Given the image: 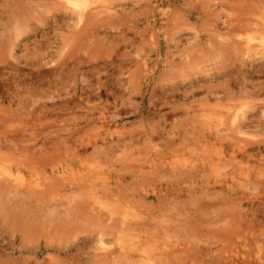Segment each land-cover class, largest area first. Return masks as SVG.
<instances>
[{
	"label": "rangeland",
	"instance_id": "374dc122",
	"mask_svg": "<svg viewBox=\"0 0 264 264\" xmlns=\"http://www.w3.org/2000/svg\"><path fill=\"white\" fill-rule=\"evenodd\" d=\"M82 1L0 0V264H264V0Z\"/></svg>",
	"mask_w": 264,
	"mask_h": 264
},
{
	"label": "bare ground",
	"instance_id": "6f19581e",
	"mask_svg": "<svg viewBox=\"0 0 264 264\" xmlns=\"http://www.w3.org/2000/svg\"><path fill=\"white\" fill-rule=\"evenodd\" d=\"M51 1H52V0H51ZM68 2L70 3V5L72 4L74 7H76V10H77V8H80L81 4H82V6H83V1H82V0H68ZM51 3H52V2H51ZM87 3H88V2H87ZM89 3H91V2H89ZM93 3H94V2H93ZM93 3H92V4H93ZM95 3H96V1H95ZM99 3H100V2H99ZM52 4H54V5L57 6V4H55L54 1H53ZM100 4H101V3H100ZM255 4H256V3H255ZM30 5H31V4H30ZM68 5H69V4H68ZM84 5H85V4H84ZM249 5H250V4H249ZM58 6H60L59 3H58ZM93 6H94V4H93ZM106 6H107V5H106ZM250 6H251V5H250ZM52 7H53V6H52ZM61 7H62V6H61ZM63 7H64V6H63ZM66 7H67V6H66ZM86 7H88V6H86ZM90 7H91V5H90ZM109 7H110V6H109ZM254 7H255V6H254ZM72 8H73V7H72ZM93 8H94V7H93ZM96 8H97V7H96ZM98 8H100V7H98ZM102 8H104V7H102ZM111 8H112V7H111ZM94 9H95V8H94ZM94 9H93V10H94ZM246 9H247V8H246ZM246 9H245V10H246ZM66 10H67V9H66ZM68 10H70V9H68ZM253 10H254V8H253ZM255 10H256V8H255ZM88 11H89V10H88ZM111 11H112V10H111ZM246 11H247V10H246ZM76 12H77V11H76ZM106 12H107V11H106ZM249 12H251V11L249 10ZM259 12H261V11H259ZM98 13H100V12H98ZM118 13H119V12H118ZM247 13H248V12H247ZM247 13H246V14H247ZM73 14H74V13H73ZM100 14H101V13H100ZM255 14H256V13H255ZM260 14H262V13H260ZM249 15H250V14H249ZM263 15H264V14H263ZM243 16H244V15H243ZM251 16H253L252 12H251ZM27 17H28V16H27ZM96 17H97V16H96ZM103 17H104V16H103ZM261 17H262V16H261ZM123 18H125V17H123ZM115 19H116V18H115ZM258 19H259V18H258ZM94 20H95V19H94ZM92 21H93V20H92ZM103 21H104V20H103ZM236 21H238V20L236 19ZM246 21H247V22H246L247 25H249V21L251 22L252 20L247 19ZM254 21H255V20H254ZM258 21H259V20H258ZM260 21H261V20H260ZM263 21H264V20H263ZM263 21H261V22H263ZM94 22H95V21H94ZM239 23H240V22H239ZM251 23H254V22L252 21ZM258 24H259V23H258ZM263 24H264V23H263ZM90 25H91V23H90ZM228 25H229V24H228ZM236 25L238 26V24H236ZM240 26H241V25H240ZM249 26H250V25H249ZM251 26H252V25H251ZM261 26H262V25H261ZM242 27H244V26H241V28H242ZM252 28H253V27H251V29H252ZM255 28H256V27H255ZM259 28H260V27H259ZM259 28H258V29H259ZM239 29H240V28H239ZM239 29H238V31H239ZM249 29H250V27H249ZM262 29H263V27L261 28V31H262ZM229 30H230V29H229ZM242 30H243V29H242ZM238 31H237V32H238ZM245 31H246V30H245ZM251 31H252V30H251ZM251 31H250V32H251ZM256 31H257V29H256ZM261 31H258V32H261ZM91 32H92V31H91ZM237 32H236V33H237ZM239 32H240V31H239ZM242 32H244V31H242ZM242 32H240V33H242ZM248 32H249V30L246 31V34H247ZM85 33H86V31H85ZM233 33H234V31H233ZM244 33H245V32H244ZM255 33H256V32H255ZM86 35H87V34H86ZM97 35H98V34H97ZM233 35H234V34H233ZM244 35H245V34H243V36H244ZM248 35H250V34H248ZM219 36H220V34H219ZM228 37H229V36H228ZM246 37H247V36H246ZM252 37L254 38V36H252ZM81 38H82V37H81ZM93 38H94V37H93ZM247 38H248V37H247ZM253 38H250V39H253ZM82 39H83V38H82ZM82 39H81V40H82ZM87 39H89V38H87ZM243 39H244V38H243ZM255 39H256V38H255ZM84 40H86V39H84ZM89 40H90V39H89ZM228 40H229V38H228ZM253 40H254V39H253ZM247 41H248V39H247ZM250 41H252V40H250ZM244 42H245V41H244ZM233 43H234V42H233ZM249 43H250V42H249ZM253 43H255V42H253ZM246 44H247V43H246ZM256 44H257L256 46H259L260 49L262 48V50L264 51V33H262V36H261L259 42L256 43ZM233 45H234V44H233ZM241 45H242V43H241ZM251 45H252V44H251ZM254 45H255V44H254ZM228 46H229V45H228ZM247 46H248V45H247ZM232 47H233V46H232ZM232 47H231V49H232ZM242 47H243V45H242ZM245 47H246V45H245ZM253 47H254V46H253ZM226 48H227V47H226ZM246 48H247V47H246ZM248 48H249V49L252 48V47H250V44H249V47H248ZM236 49H237V47H236ZM238 49H239V47H238ZM242 50H243V49H242ZM242 50H241V51H242ZM245 50H246V49H245ZM226 51H227V50H226ZM234 51H235V49H234ZM236 51H237V50H236ZM256 51H257V50H256ZM256 51H255V52H256ZM244 52H246V51H244ZM255 52H254V53H255ZM257 52L259 53V51H257ZM257 52L255 53L256 55H257ZM228 53H229V52H228ZM237 54H238V53H237ZM237 54H235V55H237ZM243 54H245V53H243ZM248 54H249V53H248ZM250 54H251V52H250ZM260 54H262V53H260ZM263 55H264V54H263ZM228 56H229V55H228ZM249 56H250V55H249ZM229 57H230V56H229ZM250 57H251V56H250ZM237 58H238V57H237ZM262 58H263V57H262ZM229 59H230V58H229ZM252 59H254V57H253ZM257 59L259 60V57H258ZM225 60H226V59H225ZM246 60H247V59H246ZM250 60H251V59H250ZM228 61H229V60H228ZM255 61L257 62V60H254V62H255ZM259 62L261 63L260 60H259ZM259 62H258V63H259ZM261 64H262V63H261ZM262 67H263V65H262ZM262 67H261V68H262ZM173 68H174V67H173ZM253 68H254V67H253ZM257 69H258V68H257ZM173 70H175V69H173ZM260 71H261V70H260ZM63 72H64V71H63ZM177 74H178V73H177ZM6 84H7V83H6ZM186 108H187V107H186ZM189 108H190V107H189ZM185 110H186V109H185ZM187 111H188V110H187ZM234 114H235V113H234ZM231 115H232V114H231ZM236 117H237V116H236ZM215 118H216V117H215ZM221 118H222V117H221ZM221 118H220V119H221ZM234 118H235V116H234ZM222 120H225V119L223 118ZM236 122H237V120H236ZM219 123H220V122H219ZM222 124H223V123H222ZM230 124H231V123H230ZM232 124H233V122H232ZM234 124H235V123H234ZM211 126H212V125H211ZM222 126H223V125H222ZM231 126H232V125H231ZM223 127H224V126H223ZM219 128H220V127H219ZM225 128H227V127H225ZM240 128H241V126H240ZM231 129H232V128H231ZM218 130H220V129H218ZM227 130L229 131V128L225 129V132H226ZM240 131L242 132V130H240ZM216 133H217V132H216ZM219 133H220V132H219ZM239 133H240V132H239ZM222 134H223V133H222ZM226 136H227V134H226ZM216 139H217V138H216ZM239 141H240V139H239ZM239 141H238V143H239ZM116 142H117V141H116ZM113 143H114V142H113ZM121 143H123V142H121ZM121 143H120V144H121ZM121 145H122V144H121ZM121 145H120V146H121ZM224 145H225V144H224ZM108 146H109V143H108ZM124 146H125V145H124ZM106 147H107V146H106ZM111 147H112V145H111ZM111 147H110V149H111ZM114 147H115V146H114ZM96 148H97V147H96ZM96 148H95V150L98 149V148H97V149H96ZM240 148H242V147H240ZM243 149H244V148H243ZM115 150H116V149H115ZM115 150H114V151H115ZM240 150H241V149H240ZM245 150H246V149H245ZM112 151H113V150H112ZM201 151H202V150H201ZM248 151H249V150H248ZM103 152H104V151H103ZM190 152H191V151H190ZM98 153H99V152H98ZM194 153H195V152H194ZM194 153H193V154H194ZM199 153H200V152H199ZM245 153H246V152H245ZM248 153H249V152H248ZM224 154H225V153H224ZM197 155H198V154H197ZM227 155H228V154H227ZM199 156H201V155H199ZM199 156H197L196 158H198ZM212 156H214V155H212ZM224 157H225V156H224ZM210 158H211V157H210ZM202 159H203V157H202ZM206 159H207V158H206ZM217 159H218V158H217ZM203 160H204V159H203ZM207 160H208V159H207ZM211 160H212V159H211ZM220 160H221V159H220ZM225 161H226V160H225ZM189 162H190V161H189ZM194 162H195V161H194ZM200 162H201V161H200ZM212 162H213V161H212ZM227 162H228V160H227ZM223 163H224V162H223ZM229 163H230V162H229ZM229 163H228V164H229ZM185 164H186V161H185ZM193 164H194V163H193ZM199 164H200V163H198V165H199ZM211 164H212V163H211ZM219 164H220V163H219ZM225 164H226V163H225ZM179 165H180V164H179ZM179 165H178V166H179ZM203 165H204V164H203ZM162 166H163V165H162ZM188 166H189V165H188ZM190 166H191V165H190ZM214 166H215V165H214ZM6 167H7V166H6ZM174 167H175V166H174ZM202 167H203V166H202ZM210 167H211V169L214 170V168H215L216 166H215L214 168H212V166L210 165ZM222 167H223V164H222ZM227 167H228V166H227ZM223 168H224V167H223ZM223 168H222V169H223ZM0 169H3V168L0 167ZM71 169L73 170V168H71ZM161 169H162V168H161ZM176 169H177V168H176ZM197 169H198V168H197ZM206 169H207V168H206ZM72 170H70V171L72 172ZM76 170H77V169H76ZM76 170H75V171H76ZM159 170H160V169H159ZM193 170H194V169H193ZM209 170H210V169H209ZM12 171H13V170H12ZM65 171H66V170H65ZM171 171H172V170H170V173H171ZM188 171H189V170H188ZM206 171H207V170H206ZM2 172H3V171H2ZM53 172H54V171H53ZM76 172H79V171H76ZM174 172H175V171H174ZM177 172H178V171H177ZM208 172H210V171H208ZM74 173H75V172H74ZM156 173H157V172H156ZM211 173H212V172H211ZM218 173H219V171H218ZM220 173H221V172H220ZM2 174H3V173H2ZM2 174H0V177H1ZM65 174H66V172L64 173V175H65ZM221 174H222V173H221ZM15 175H16V174H15ZM55 175H56V173H55ZM57 175L59 176L60 174H57ZM61 175H62V174H61ZM64 175H63V176H64ZM68 175H69V173H68ZM153 175H157V174H153ZM158 175H159V174H158ZM218 175H220V174H218ZM222 175H224V174H222ZM6 176L8 177L9 175H6ZM6 176H5V177H6ZM66 176H67V174H66ZM73 176H74V175H73ZM73 176H71V177H73ZM81 176H82V175H81ZM167 176H168V175H167ZM194 176H195V175H194ZM7 177H6V178H7ZM67 177H68V176H67ZM74 177H75V176H74ZM2 178H3V176H2ZM10 179H12V178H10ZM14 179H16V178H14ZM37 179H38V178L36 177L35 180H37ZM47 179H48V178H47ZM76 179L78 180L79 177L76 178ZM89 179H90V178H89ZM178 179H179V178H178ZM19 180H20V179H19ZM21 180H22V179H21ZM23 180H25L24 177H23ZM23 180H22V181H23ZM32 180H33V179H32ZM44 180H45V179H44ZM44 180H43V183H45ZM57 180H58V179H57ZM82 180H83V179H81L80 182H82ZM86 180H87V179H86ZM90 180H91V179H90ZM90 180H89V181H90ZM0 181H1V180H0ZM8 181H10V180H8ZM11 181H14V180H11ZM11 181H10V182H11ZM69 181H70V179L68 180V182H69ZM73 181H74V180H73ZM91 181H92V180H91ZM109 181H110V180H109ZM10 182H9V183H10ZM37 182H38V181H37ZM37 182H36V183H37ZM48 182H50L49 179H48ZM56 182H57V181H56ZM64 182H65V181H64ZM11 183H12V182H11ZM16 183H17V181H16ZM34 183H35V182H34ZM36 183H35V184H36ZM73 183H74V182H73ZM109 183H110V182H109ZM112 183H114V182H112ZM178 183H179V182H178ZM7 184H8V183H7ZM50 184H52V183H50ZM66 184H67V183H66ZM69 184H71V183H69ZM74 184H75V183H74ZM76 184H77V183H76ZM76 184H75V185H76ZM110 184H111V183H110ZM8 185H9V184H8ZM12 185H13V184H12ZM17 185H18V184H17ZM23 185H24V184H23ZM29 185H30V184H29ZM29 185H28V186H29ZM31 185H32V184H31ZM40 185H41V184H40ZM40 185H39V186H40ZM46 185H47V184H46ZM63 185H64V184H63ZM67 185H68V184H67ZM82 185H83V184H82ZM93 185H94V183H93ZM105 185H106V184H105ZM14 186H16V185H14ZM37 186H38V185H36V188H37ZM52 186H53V185H52ZM68 186H69V185H68ZM110 186H112V185H109L108 187L110 188ZM113 186H114V184H113ZM204 186H205V185H204ZM207 186H208V185H207ZM209 186H210V185H209ZM3 187H4V186H3ZM9 187H10V186H9ZM26 187H27V186H25L24 188L26 189ZM29 187H30V186H29ZM45 187H46V186H45ZM55 187H56V185H55ZM57 187H58V186H57ZM60 187H61V186H60ZM60 187H59V188H60ZM72 187H73V186H72ZM78 187H79V185H78ZM94 187H95V186H94ZM104 187H105V186H104ZM106 187H107V186H106ZM108 187H107V188H108ZM10 188H12V187H10ZM14 188H15V187H14ZM21 188H23V187H21ZM36 188H34V189L36 190ZM42 188H44V187H42ZM62 188H63V187H62ZM65 188H66V187H65ZM69 188H70V186H69ZM69 188H67V189H69ZM74 188H75V187H74ZM79 188H80V187H79ZM97 188H98V186H97ZM113 188H114V187H113ZM221 188H222V187H221ZM224 188H226V187H224ZM1 189H2V188H1ZM16 189H17V187H16ZM45 189L47 190V188H45ZM70 189H71V188H70ZM80 189H81V188H80ZM90 189H92V187H91ZM204 189H205V188H204ZM240 189H241V188H240ZM52 190H53V189H52ZM92 190H94V189H92ZM92 190H91V191H92ZM106 190H107V189H106ZM0 191H1V190H0ZM3 191H4V190H3ZM11 191H12V190H11ZM29 191H30V190H29ZM33 191H34V190H32V192H33ZM40 191H41V190H40ZM40 191H39V192H40ZM49 191H50V190H49ZM63 191H67V190L64 189ZM79 191H80V190H79ZM91 191H90V192H91ZM96 191H97V190H96ZM107 191H108V190H107ZM238 191H239V190H238ZM27 192H28V190H27ZM37 192H38V191H37ZM52 192H53V191H52ZM57 192H58V191H57ZM97 192H98V191H97ZM97 192H95V193H97ZM112 192H113V191H112ZM220 192H221V191H220ZM12 193H13V192H12ZM35 193H36V192H35ZM79 193H80V192H79ZM91 193H94V192H91ZM113 193H114V192H113ZM223 193H224V190H223ZM230 193H232V191H231ZM241 193H243V192H241ZM241 193H240V194H241ZM55 194H56V193H54V196H56ZM66 194H67V193H66ZM87 194H88V193H86L85 195H87ZM89 194H90V193H89ZM98 194H99V193H98ZM105 194H106V193H104V195H105ZM220 194H221V193H220ZM233 194H234V193H233ZM11 195L14 197L13 194H11ZM26 195H27V193H26ZM67 195H68V194H67ZM71 195H72V194H71ZM83 195H84V194H83ZM113 195H114V194H113ZM234 195H235V194H234ZM244 195H245V194H244ZM76 196H79V195H76ZM80 196H81V195H80ZM80 196H79V197H80ZM93 196H94V195H93ZM240 196H242V194H241ZM16 197H17V196H16ZM65 197H66V196H65ZM222 197H223V199H224V196H223V195H222ZM231 197H232V196H231ZM231 197H230V200H231ZM233 197H236V196H233ZM242 197H243V196H242ZM48 198H50V197H48ZM86 198H87V196H86ZM88 198H89V197H88ZM211 198H212V197H211ZM220 198H221V197H220ZM228 198H229V196H228ZM89 199H91V198H89ZM89 199H87V200H89ZM208 199H210V198H208ZM237 199H238V198H237ZM243 199H245V198H243ZM4 200H6V199H4ZM17 200H18V199H17ZM28 200H29V198H28ZM70 200H72V199H70ZM70 200H68V201H70ZM73 200H75V199L73 198ZM80 200H81V199H80ZM91 200H92V199H91ZM91 200H90V201H91ZM7 201H8V200H7ZM13 201H14V200H13ZM30 201H31V200H30ZM81 201H83V200H81ZM92 201L94 202V200H92ZM227 201H228V200H227ZM236 201H237V200H236ZM238 201H239V200H238ZM4 202H6V201H4ZM11 202H12V201H11ZM14 202H15V201H14ZM21 202H22V200L20 201V203H21ZM56 202H57V201H56ZM64 202H65V200H64ZM71 202H72V201H71ZM95 202H96V199H95ZM231 202H235V201L232 200ZM8 203H9V202H8ZM16 203H17V202H16ZM35 203H36V202H35ZM66 203H67V202H66ZM73 203H74V202H73ZM91 203H92V202H91ZM42 204H43V203H42ZM74 204H75V203H74ZM230 204H231V203H230ZM4 205H5V203H4ZM15 205H16V204H15ZM36 205H38V204H36ZM39 205H40V204H39ZM39 205H38V206H39ZM19 206H20V204H19ZM21 206H23V204H22ZM30 206H31V204H30ZM47 206H48V205H47ZM62 206H63V205H62ZM95 206H96V205H95ZM229 206H230V205H229ZM241 206H242V205H241ZM27 207H29V206H27ZM27 207H26V208H27ZM65 207H66V206H65ZM93 207H94V206H93ZM100 207H102V206H100ZM221 207H222V206H221ZM18 208H19V207H18ZM18 208H17V207H13V208L11 207V208L7 209V210L9 211V214H8V215H9L10 217L14 218V219L16 218V219L26 220V217H25V216L29 214V213L26 214V213H27V212H26V208H24V209H18ZM33 208H34V207H33ZM53 208H55V207H53ZM89 208H90V207H89ZM89 208H88V209H89ZM90 209H91V208H90ZM97 209H98V208H97ZM97 209H96V210H97ZM28 210H29V209H28ZM46 210H48V209H46ZM52 210H53V209H52ZM52 210H51V211H52ZM69 210H71V209H69ZM103 210H104V209H103ZM111 210H112V209H111ZM232 210H233V209H232ZM234 210H235V209H234ZM237 210H238V209H237ZM30 211H31V210H30ZM64 211H65V210H64ZM99 211H101V210H99ZM107 211H108V210H107ZM52 212H53V211H52ZM93 212H94V211H93ZM109 212H111V211H109ZM113 212H114V211H113ZM4 213H5V212H4ZM33 213H34V212H33ZM65 213H66V212H65ZM98 213H99V212H98ZM229 213H230V212H229ZM45 214H46V213H45ZM47 214H48V213H47ZM62 214H63V213H62ZM232 214H233V213H232ZM232 214H231V215H232ZM6 215H7V214H6ZM8 215H7V216H8ZM59 215H60V214H59ZM241 215H242V214H241ZM94 216H95V215H94ZM113 217H114V216H113ZM49 218H50V215H49ZM102 218H103V216H102ZM237 218H238V217H237ZM62 219H64V218H62ZM75 219H76V218H75ZM30 220H32L31 216H30ZM30 220H29V222H30ZM95 220H97V219H94V221H95ZM142 220H143V219H142ZM54 221H56V220H54ZM60 221H61V220H60ZM83 221H84V220H83ZM98 221H100V220H98ZM110 221H111V220H110ZM114 221H115V219H114ZM132 221H133V220H132ZM148 221H149V220H148ZM25 222H27V221H25ZM31 222H32V221H31ZM23 223H24V222H23ZM39 223H40V222H39ZM105 223H106V222H105ZM125 223H126V221H125ZM132 223H133V222H132ZM136 223H137V222H136ZM136 223H135V224H136ZM141 223H142V222H141ZM157 223H158V222H157ZM32 224H34V222H33ZM99 225H100V224H99ZM148 225H149V224H148ZM150 225H151V224H150ZM142 226H143V225H142ZM13 228H14V227H13ZM102 228H104V227H102ZM102 228H101L100 232L102 231ZM138 228H139V227H138ZM154 228H155V226H154ZM165 228H166V227H165ZM165 228H164V230H165ZM114 229H115V228H114ZM114 229H113V230H114ZM125 229H126V228H125ZM144 229H145V228H144ZM152 229H153V227H152ZM126 230H127V229H126ZM126 230H125V231H126ZM135 230H136V229H135ZM164 230H162V231L164 232ZM116 231H117V229H116ZM128 231H129V229H128ZM117 232L119 233V231H117ZM117 232H116V234H117ZM126 232H127V231H126ZM126 232H125V234L129 233V232H127V233H126ZM142 232H143V234H144V231H142ZM108 233H109V232H108ZM108 233H107V234H108ZM137 233H138V231H137ZM165 233H166V232H165ZM167 233H168V231H167ZM169 233H170V232H169ZM102 234H103V233H102ZM123 234H124V233H123ZM130 234H131V232H130ZM132 234H133V233H132ZM135 234H136V233H135ZM104 235H105V234H104ZM117 235H118V234H117ZM137 235H138V234H137ZM152 235H153V234H152ZM155 235H156V234H154V236H155ZM157 235H158V234H157ZM115 236H116V235H115ZM127 236H128V235H127ZM143 236H145V235H143ZM169 236H170V235H169ZM107 237H109V236H107ZM124 237H125V236H124ZM136 237L138 238L139 236H136ZM162 237H163V236H162ZM162 237H161V238H162ZM102 238H103V237H102ZM122 238H123V237H122ZM133 238H135V237H133ZM141 238H142V237H141ZM145 238H146V237H145ZM151 238H152V236H151ZM151 238H149V239H151ZM158 238H159V237H158ZM166 238H167V237H166ZM99 239H100V238H99ZM127 239H128V238H127ZM130 239H131V238H130ZM100 240H104V239H100ZM114 240H115V239H114ZM128 240H129V239H128ZM131 240H132V239H131ZM135 240H136V238L134 239V241H135ZM138 240H139V239H138ZM142 240H143V239H142ZM145 240H147V239H145ZM145 240H143V242H144ZM152 240H153V239H151L150 242H151ZM160 240H161V239H160ZM167 240H169V239H167ZM98 241H99V240H98ZM136 241H137V240H136ZM161 241H163V240H161ZM170 241H171V240H170ZM99 242H100V241H99ZM103 242H104V241H103ZM103 242H102V243H103ZM107 242H108V241H107ZM117 242H118V241H117ZM129 242H130V240H129ZM129 242H128V244H130ZM131 242H132V241H131ZM145 242H146V241H145ZM165 242H166V240H165ZM168 242H169V241H168ZM102 243H101V244H102ZM120 243H121V242H120ZM137 243H138V242H137ZM153 243H154V242L152 241V244H153ZM103 244H104V243H103ZM146 244H147V243H146ZM156 244H159V243H156ZM167 244H168V243H167ZM167 244H166V245H167ZM172 244H173V243H172ZM175 244H176V243H175ZM122 245H123V244H122ZM134 245H135V244H134ZM153 245L155 246V244H153ZM159 245H161V244H159ZM244 245H245V244H244ZM125 246H126V245H125ZM139 246H140V245H139ZM143 246H145V244H144ZM150 246H151V245L149 244V248H150ZM168 246H169V245H168ZM172 246H174V245H172ZM177 246H179V243H178ZM245 246H247V245H245ZM120 247H121V246H120ZM132 247H133V246H132ZM145 247H146V246H145ZM151 247H152V246H151ZM179 247H180V246H179ZM126 248H127V247H126ZM137 248H138V247H137ZM152 248H154V247H152ZM172 248H173V247H172ZM176 248L178 249V247H176ZM176 248H175V249H176ZM127 249H128V248H127ZM141 249H142V248H141ZM141 249H140V250H141ZM150 249H151V248H150ZM159 249H161V248H159ZM180 249H181V248H180ZM103 250H104V249H103ZM121 250H122V248H121ZM125 250H126V249H125ZM140 250H139V251H140ZM142 250H144V248H143ZM154 250H155V249H154ZM171 250H172V249H171ZM171 250H170V251H171ZM186 250H187V249H186ZM114 251H115V250H114ZM126 251H127V250H126ZM147 251H148V250H147ZM151 251H152V250H151ZM116 252H117V251H116ZM122 252H123V251H122ZM137 252H138V251H137ZM140 252H141V251H140ZM154 252H157V250H155ZM109 253H110V252H109ZM143 253H144V252H143ZM143 253H142V254H143ZM245 253H246V252H245ZM139 254H140V253H139ZM152 254H153V253H152ZM159 254H160V252H159ZM241 254H242V253H241ZM243 254H244V253H243ZM248 254H249V253H248ZM110 255H111V254H110ZM113 255H115V254H113ZM123 255H124V254H123ZM123 255H122V256H123ZM125 255H126V254H125ZM128 255H129V254H128ZM145 255H146V254H145ZM149 255H150V254H149ZM156 255H157V254H156ZM156 255H154V256H156ZM189 255H190V253H189ZM241 256H242V255H241ZM119 257H120V256H119ZM137 257H138V256H137ZM150 257H151V255H150ZM181 257H182V256H181ZM189 257H190V256H189ZM243 257H244V256H243ZM140 258H141V257H140ZM157 258H158V255H157ZM165 258H169V257H166V256H165L163 259H165ZM194 258H195V257H194ZM194 258H193V259H194ZM244 258H245V257H244ZM249 258H250V254H249ZM109 259H110V258H109ZM128 259H129V258H128ZM137 259H138V258H137ZM152 259H153V258H152ZM152 259L149 258V261L152 260ZM155 259H156V258H155ZM188 259H190V258H188ZM251 259H252V258H251ZM262 259H263V257H262ZM111 260H112V259H111ZM132 260H133V259H132ZM142 260H143V259H142ZM146 260L148 261V259H146ZM191 260H192V259H191ZM247 260H248V259H247ZM114 261H115V260H114ZM117 261H118V260H117ZM140 261H141V260H140ZM156 261H157V260H156ZM160 261H161V260H160ZM160 261H158V262H160ZM164 261H165V260H164ZM195 261H196V259H195ZM108 262H109V261H108ZM127 262H128V260H127ZM129 262H130V261H129ZM154 262H155V261H154ZM146 263H147V262H146ZM160 263H161V262H160ZM121 264H123V263H121ZM129 264H130V263H129ZM139 264H140V263H139ZM148 264H149V263H148ZM155 264H159V263H155ZM190 264H191V263H190ZM192 264H193V263H192Z\"/></svg>",
	"mask_w": 264,
	"mask_h": 264
}]
</instances>
